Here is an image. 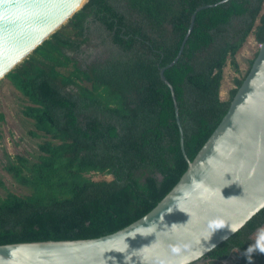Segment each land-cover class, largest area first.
<instances>
[{"label":"trees","instance_id":"obj_1","mask_svg":"<svg viewBox=\"0 0 264 264\" xmlns=\"http://www.w3.org/2000/svg\"><path fill=\"white\" fill-rule=\"evenodd\" d=\"M219 1L89 0L6 75L30 100L24 114L44 140L36 160L8 155L5 169L29 193L0 192V245L113 233L178 183L189 165L181 128L193 160L255 58L228 100L220 94L226 66L240 72L237 54L251 34L264 42V0H227L197 13L182 55L167 67L193 13ZM263 226L264 208L203 264L234 255L235 264H264V245L254 238Z\"/></svg>","mask_w":264,"mask_h":264},{"label":"water","instance_id":"obj_2","mask_svg":"<svg viewBox=\"0 0 264 264\" xmlns=\"http://www.w3.org/2000/svg\"><path fill=\"white\" fill-rule=\"evenodd\" d=\"M89 0H0V81ZM199 7L174 65L193 30ZM172 89L177 117L178 102ZM178 183L150 212L87 239L0 245V264H193L264 208V42L231 106Z\"/></svg>","mask_w":264,"mask_h":264},{"label":"rangeland","instance_id":"obj_3","mask_svg":"<svg viewBox=\"0 0 264 264\" xmlns=\"http://www.w3.org/2000/svg\"><path fill=\"white\" fill-rule=\"evenodd\" d=\"M67 23L68 21L65 24ZM259 50L260 43L254 34H251L237 54L240 72H237L230 62L225 68V77L220 93L222 99L228 100L230 98L231 90L236 87L235 78H242L247 74L251 61L256 57ZM29 104L30 100L7 76L0 81V113L4 115V119L0 120V181L6 185L5 189L0 188V192L4 195L7 191L18 194L29 193V189L19 185L5 169L9 159L8 155L15 157L22 154L31 160H36L40 153V143L44 140V138L35 137L31 133L35 130L34 121L24 114V109ZM89 176L95 180H111L113 178L111 175L102 173H90ZM193 264H200V262L197 261Z\"/></svg>","mask_w":264,"mask_h":264},{"label":"crops","instance_id":"obj_4","mask_svg":"<svg viewBox=\"0 0 264 264\" xmlns=\"http://www.w3.org/2000/svg\"><path fill=\"white\" fill-rule=\"evenodd\" d=\"M254 238L264 245V226L259 230L258 233L254 235ZM238 260H239V257L237 255H234L232 258L222 261L221 264H235Z\"/></svg>","mask_w":264,"mask_h":264},{"label":"clouds","instance_id":"obj_5","mask_svg":"<svg viewBox=\"0 0 264 264\" xmlns=\"http://www.w3.org/2000/svg\"><path fill=\"white\" fill-rule=\"evenodd\" d=\"M260 45H261V43H260ZM255 58H256V57H255ZM205 261H206V260H205ZM205 261H204V262H205Z\"/></svg>","mask_w":264,"mask_h":264}]
</instances>
